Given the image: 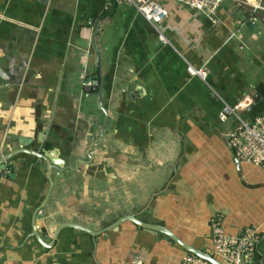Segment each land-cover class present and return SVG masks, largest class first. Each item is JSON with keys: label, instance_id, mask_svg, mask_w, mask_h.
I'll list each match as a JSON object with an SVG mask.
<instances>
[{"label": "crops", "instance_id": "obj_1", "mask_svg": "<svg viewBox=\"0 0 264 264\" xmlns=\"http://www.w3.org/2000/svg\"><path fill=\"white\" fill-rule=\"evenodd\" d=\"M156 1L167 9L163 40L115 0H0V159L14 152L0 169V264H180L178 243L115 222L134 215L212 252L215 214L231 235L258 228L244 264H264V167L235 156L238 121L218 117L221 99L244 104L247 120L264 115V22L237 0L215 23ZM21 148L63 160L36 219L43 244L32 221L46 162Z\"/></svg>", "mask_w": 264, "mask_h": 264}, {"label": "built area", "instance_id": "obj_2", "mask_svg": "<svg viewBox=\"0 0 264 264\" xmlns=\"http://www.w3.org/2000/svg\"><path fill=\"white\" fill-rule=\"evenodd\" d=\"M117 3H125L134 7L158 32L159 39L163 40V34L159 30V24L167 16V9L156 0H115ZM184 3L204 13L212 22L218 20V10L225 0H175ZM242 5L251 8L249 20L253 23L258 19L255 13L261 12V20L264 22V4L262 0H237ZM187 71L191 75L206 78L207 71L204 67H193L187 64ZM96 81H88L87 84H95ZM222 100V106L218 113L219 119H226L234 115L238 121L234 131L228 135V144L235 156L243 161H248L264 167V115H258L252 120L241 117L238 111L244 104L230 105ZM210 236L212 252L216 258L224 264H244L255 255L256 243L259 238V230L255 226H248L240 234L231 235L225 231L223 216L215 214L210 219ZM180 264H213L193 253L185 252Z\"/></svg>", "mask_w": 264, "mask_h": 264}, {"label": "water", "instance_id": "obj_3", "mask_svg": "<svg viewBox=\"0 0 264 264\" xmlns=\"http://www.w3.org/2000/svg\"><path fill=\"white\" fill-rule=\"evenodd\" d=\"M95 51H96V55L98 56L100 51H99V48L97 47V45H93ZM97 65L99 66L100 65V62H99V58H98V61H97ZM98 99H99V107L102 109L104 115H105V122H104V125H103V128L102 130L105 128V125H106V111L105 109L103 108L102 104H101V101H102V89L101 87H98ZM18 151H24V152H27V153H30L32 155H35V156H38L40 157L41 159H43L45 162H46V176H47V179H48V191L46 193V196L44 197V199L40 202V204L36 207L35 209V212L33 214V221H32V230H33V235L35 236V238L37 239V241H39L40 243L43 244V240L42 238L39 236L38 234V231H37V226H36V219L40 218L41 217V213H40V210L42 209V206L43 204L45 203V201L47 200V197L49 195V191L52 187V176H51V172H52V169L53 168H56V167H63V160L61 158H59V156L56 157V150L54 149H51L49 151L45 150V149H42V152H37V151H34L32 149H27V148H21V149H18L16 152ZM14 153V152H12ZM11 153V154H12ZM10 153L6 154L5 156H3V158L0 159V169H3L4 168V160L9 158ZM124 219H129L131 221H133L134 223H136L137 225L145 228V229H148L150 231H154V232H159V233H162L163 235H165V237L169 240H172L173 242H176L178 243L180 246H182L186 252H189V253H193L203 259H206L208 260L209 262L213 263V264H224L222 261H220L218 258H216L213 254V252H206V251H203V250H200V249H197L191 245H188L186 243H184L183 241H181L174 233H172L171 231H169L168 229L160 226V225H156V224H153V223H149V222H145L143 220H140V219H137L134 215H123L122 217L119 218L118 221H116V225L121 222L122 220ZM63 226H66V224H61L57 227L56 229V233L53 234L55 237L56 235L58 234L59 230L63 227ZM79 228L83 229L84 231H87L91 234L95 233L93 231H90L89 229H87L86 227L84 226H81V225H77ZM114 225H112L111 227H113ZM96 234V233H95Z\"/></svg>", "mask_w": 264, "mask_h": 264}, {"label": "trees", "instance_id": "obj_4", "mask_svg": "<svg viewBox=\"0 0 264 264\" xmlns=\"http://www.w3.org/2000/svg\"><path fill=\"white\" fill-rule=\"evenodd\" d=\"M262 3L264 4V0H262ZM256 14V16H258V17H261L262 16V13L261 12H257V13H255Z\"/></svg>", "mask_w": 264, "mask_h": 264}]
</instances>
